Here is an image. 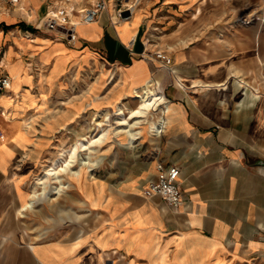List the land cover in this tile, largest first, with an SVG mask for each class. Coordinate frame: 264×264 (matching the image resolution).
<instances>
[{
  "label": "crops",
  "instance_id": "obj_1",
  "mask_svg": "<svg viewBox=\"0 0 264 264\" xmlns=\"http://www.w3.org/2000/svg\"><path fill=\"white\" fill-rule=\"evenodd\" d=\"M51 1L0 2V264H264V38L235 22L264 0H136L127 19L109 0L72 43L40 27ZM147 81L165 107L151 160L111 180L70 178L66 206L83 216L53 207L33 229L24 204L43 136L81 128L89 104L130 106ZM157 159L179 168L177 207L142 193Z\"/></svg>",
  "mask_w": 264,
  "mask_h": 264
},
{
  "label": "rangeland",
  "instance_id": "obj_2",
  "mask_svg": "<svg viewBox=\"0 0 264 264\" xmlns=\"http://www.w3.org/2000/svg\"><path fill=\"white\" fill-rule=\"evenodd\" d=\"M3 0H0L2 2ZM45 4V3H44ZM249 17L248 21H242L244 17ZM235 22L237 23H256L262 27L263 38H264V5L261 4L256 7H251L243 12L235 18ZM264 61V60H263ZM94 73H88L87 78H85V82H82V86H76L84 89L86 85L94 78ZM74 86V85H73ZM139 88V87H138ZM133 92L130 95V106L124 102L118 101L114 104H109L108 107H102L98 110L93 111V105L89 104L87 109V115L85 116V121L82 123V127L79 125L70 130V133H67L66 130L61 129L54 134H51L49 137L46 135L43 136L45 143L41 146L42 156L38 163V167L35 170L34 174L31 176L28 182V189L30 190L31 182L33 181L36 174H38L51 160L57 155V152L60 149L67 148L71 142H73L80 134L84 133H94L98 131L101 127L108 128V136L107 138L100 144H96L90 150L89 154L93 160L92 164L88 166H80V176L76 178V180L82 181L84 179H88L89 181H93L99 178L111 180L113 178L112 172H115L114 176H128L134 174L137 166H144L147 164L149 160H151L152 156L156 153V145L152 141L154 139V135L151 134V130L147 127V121H144L139 127L136 128L139 132L137 133V138L134 140L133 144H128V139L124 136L123 133H116L115 127L118 126L116 122L121 115L114 113V108L118 104L123 105V109L126 117H128L129 109L135 107V100L132 97ZM125 106V107H124ZM128 106V107H127ZM109 109V118L107 124H103L101 127L97 126L93 123V118L95 117L96 112H99L101 109ZM129 108V109H128ZM159 108H151L148 110L146 114V120L148 121H157V117L159 113H157ZM84 119V118H83ZM115 126V127H114ZM145 131V132H144ZM77 157L79 155H85V151H78ZM75 167L78 166V160L75 162ZM67 175H64V179L70 181V184L64 188V190L53 199L46 197H39L34 206L32 207V211L35 212L36 216L40 218L41 224L38 227H34L33 229L42 228L47 226V214L53 210L55 207V211L57 214H63V209H66V214L70 212L71 216L79 217L83 216L84 210L81 208H76L73 206L69 208L68 202L70 200L74 201V197L77 191V184L70 179ZM48 194L53 195L48 188ZM69 208V209H68ZM58 216V215H57ZM83 220V219H82ZM82 220L78 219L77 224L81 223ZM70 225H76L74 222ZM64 227L63 224L57 225V228ZM69 227V224H68Z\"/></svg>",
  "mask_w": 264,
  "mask_h": 264
},
{
  "label": "bare ground",
  "instance_id": "obj_3",
  "mask_svg": "<svg viewBox=\"0 0 264 264\" xmlns=\"http://www.w3.org/2000/svg\"><path fill=\"white\" fill-rule=\"evenodd\" d=\"M20 7L21 9H25L22 0H20ZM131 98L136 101V105L132 109L128 108V117L125 115L123 103L118 104L114 108V113L121 115L116 121L118 126H114L116 133H123L128 139V144L134 143V140L138 137L137 133L139 132L136 128L144 121H147V127L150 130L158 127V123L161 122L160 118H158L157 121L146 120L145 117L148 110L154 107L162 108L163 110L165 108L163 96L152 81H147L139 88H135ZM108 110L104 108L96 112L93 123L100 127L103 124H107V121H109ZM107 136L108 128L101 127L93 134L91 132L80 134L67 148L60 149L57 155L52 158L31 182L24 208H31L39 197L50 199L58 197L64 188L70 184L68 180L64 179V175L74 179L78 178L80 176V166L84 165L89 167L93 162L89 151L93 146H96V144L102 143ZM78 151H85V155H79V157H77ZM76 160H78L79 167L74 166ZM48 188L53 192V195L48 194Z\"/></svg>",
  "mask_w": 264,
  "mask_h": 264
},
{
  "label": "built area",
  "instance_id": "obj_4",
  "mask_svg": "<svg viewBox=\"0 0 264 264\" xmlns=\"http://www.w3.org/2000/svg\"><path fill=\"white\" fill-rule=\"evenodd\" d=\"M14 5L20 0H7ZM109 0H52L46 4V11L40 20V27L53 32L68 43L77 39L76 26L80 23H90L104 10ZM114 14L120 19H127L131 15L136 0H111ZM73 12L77 14L75 18ZM250 17V16H249ZM244 17L242 21H248ZM151 55L159 60L163 66L170 68L171 58L162 50H155ZM10 85V78L5 72H0V95L6 92ZM165 110V109H164ZM162 112V111H161ZM161 122L158 127L151 130L153 135H159L163 130L164 120L160 115ZM155 175L149 178L142 189L145 197L159 196L170 207H177L183 200V192L179 182V168L171 163H165L157 159L155 163Z\"/></svg>",
  "mask_w": 264,
  "mask_h": 264
},
{
  "label": "trees",
  "instance_id": "obj_5",
  "mask_svg": "<svg viewBox=\"0 0 264 264\" xmlns=\"http://www.w3.org/2000/svg\"><path fill=\"white\" fill-rule=\"evenodd\" d=\"M19 25L25 28L24 24L19 23Z\"/></svg>",
  "mask_w": 264,
  "mask_h": 264
}]
</instances>
